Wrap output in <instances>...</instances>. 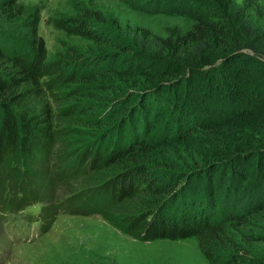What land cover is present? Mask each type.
<instances>
[{
  "label": "trees",
  "instance_id": "1",
  "mask_svg": "<svg viewBox=\"0 0 264 264\" xmlns=\"http://www.w3.org/2000/svg\"><path fill=\"white\" fill-rule=\"evenodd\" d=\"M141 1L187 25L121 39L84 6L51 22L101 52L50 57L39 12L0 0V219L42 202L48 232L65 207L112 212L147 240L195 237L212 264H264V0ZM73 118L94 137L78 167L57 149Z\"/></svg>",
  "mask_w": 264,
  "mask_h": 264
},
{
  "label": "rangeland",
  "instance_id": "2",
  "mask_svg": "<svg viewBox=\"0 0 264 264\" xmlns=\"http://www.w3.org/2000/svg\"><path fill=\"white\" fill-rule=\"evenodd\" d=\"M24 2L31 10L39 12L41 18L39 40L40 37L44 38V49L48 51L50 57L60 52L67 53L75 47L86 54L101 52L99 46L92 40L69 34L54 27L51 22L52 19L77 15L84 6L99 10L102 13L101 24L121 39L131 38V33L138 27H147L157 33L166 34L176 25H187V17L146 10L142 8L141 0H24ZM65 107L66 104L58 103L56 111L59 112ZM57 124L62 129L73 130L57 145L58 153L63 155V162L68 153L72 155L79 153V150L84 149L94 138L88 135L90 127L74 118L58 119ZM132 127L133 124L126 126L127 133L131 132ZM73 156L67 157L66 163L70 167L71 165L78 167L80 161L75 159L76 155L75 158ZM80 179L74 183L76 188L93 187L88 185V181L85 185ZM102 193H97L96 196ZM68 194L66 186H60L57 202L63 201ZM41 204L43 205L41 202L29 206L25 212L37 215ZM110 216L112 220L100 212L79 214L65 207L58 211L50 230L43 233L39 231V223H35L34 227L28 223L24 225L23 221L27 222V219L19 216L10 235L11 239L3 232L0 220V264H212L200 249L195 237L147 240L138 233H130L127 224L123 228L121 226L124 224L123 220L114 213L111 212ZM259 221L264 225V217ZM251 244L256 253L262 256L264 243Z\"/></svg>",
  "mask_w": 264,
  "mask_h": 264
},
{
  "label": "water",
  "instance_id": "3",
  "mask_svg": "<svg viewBox=\"0 0 264 264\" xmlns=\"http://www.w3.org/2000/svg\"><path fill=\"white\" fill-rule=\"evenodd\" d=\"M45 48V40L43 37H40L38 49L39 51H43Z\"/></svg>",
  "mask_w": 264,
  "mask_h": 264
}]
</instances>
